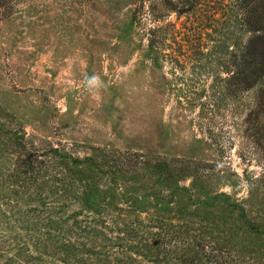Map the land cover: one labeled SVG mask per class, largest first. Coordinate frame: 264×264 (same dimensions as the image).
Wrapping results in <instances>:
<instances>
[{
  "label": "rangeland",
  "instance_id": "obj_1",
  "mask_svg": "<svg viewBox=\"0 0 264 264\" xmlns=\"http://www.w3.org/2000/svg\"><path fill=\"white\" fill-rule=\"evenodd\" d=\"M152 1L162 7L160 21L143 14L144 23H136L138 0H9V13L0 16V175L27 162L33 172L74 170L73 176L88 184L76 182L77 200L59 192L44 202L17 203L41 211L16 214L32 224L10 225L6 233L17 235L18 245L8 242L0 264H8L7 258L20 264L18 258L26 255L40 257L38 264H264V206L245 205L247 219L261 229L253 233L238 219L240 210L227 204L247 197V173L264 171V160L240 159L242 137L234 131L254 91L243 94L246 106L238 114L224 111L226 117L218 120V65L225 57L221 47L233 43L235 0H178L173 10L161 0H144V13ZM191 4L198 10L190 14L184 7ZM167 22L177 38L203 25L202 45L190 50L184 67L177 62L179 51L175 60L155 66L147 49L146 28ZM221 123L227 128L223 153ZM50 147L62 160L47 152ZM96 148L192 162L210 179L194 184L185 174L172 185L188 190L170 199L164 187L163 202L152 189L124 187L125 178H117V187L108 184L111 175L98 170L105 166L71 163L70 157L95 156ZM129 194L138 201L130 204ZM5 195L14 198L0 193L3 207L9 201ZM169 229L173 233L163 240ZM67 230L68 235L60 233ZM47 232L81 243L77 260L49 247L36 252L33 241ZM173 242L182 247L171 253L177 258L156 262L153 253L172 252ZM19 245L29 250L17 254Z\"/></svg>",
  "mask_w": 264,
  "mask_h": 264
},
{
  "label": "trees",
  "instance_id": "obj_2",
  "mask_svg": "<svg viewBox=\"0 0 264 264\" xmlns=\"http://www.w3.org/2000/svg\"><path fill=\"white\" fill-rule=\"evenodd\" d=\"M177 1L178 0H161V3L165 8L171 6L169 8L173 10L175 2ZM138 2H140V7H135V12L132 14L136 23H144L142 19L143 14H150V16H152V21H160L161 15H157V13L158 11L161 13L162 7L156 5L155 1H152L151 4L147 5V11L144 13V0H138ZM184 2L190 4L188 0ZM193 5L194 4H191L189 7H184V11H188L191 14L196 8ZM234 6L235 13H233L234 20L232 25L234 32L231 37L233 38L232 46L229 47L224 43L220 45L222 46L224 44L221 47L222 53L225 57L229 55L230 58L225 59V57L219 56L222 62L218 65V120L226 117L225 112L230 111L238 114L241 108L246 106V104L243 103V94L253 90L254 96L251 101V107H249L245 116L241 118L240 123L235 126L234 131L237 136L242 137L238 151L240 159L248 162L254 159L260 161L264 160V0H235ZM1 9L3 10L1 11ZM9 9H11L9 0H0V16L7 15ZM196 10H198V8H196L195 11ZM192 16L193 15H190V17ZM187 17L189 18V16ZM212 18L214 19V17ZM213 19H210V21ZM223 20L226 22L229 21V18L226 16ZM201 25H198L197 29H194L190 34L180 32V37L178 38V31L170 22L164 23L163 25L157 23L156 25L148 26L146 28L148 37L147 49L151 54L155 66L159 64L160 60H175L176 51H179L181 58H179L177 62L184 67L188 62L187 60H189L190 50H198L202 45L201 40L204 30L203 25ZM226 30L228 33V26ZM223 38L227 39L224 35ZM223 107L227 108L220 113ZM218 126V150L223 153L225 148L224 134L227 128L223 123L218 124ZM95 150L97 153L95 156H85L82 160L70 157V161L74 165L89 164L95 169L98 165L105 166L104 170H98L100 173L111 175L110 183L108 184H116L115 187H117L119 185L117 178H125L124 180L126 183L124 187L132 189L137 188L138 185L140 187L152 189L155 198H157V200L162 199L163 202H166L164 199L165 195L162 193L164 187H166L167 190L170 189L168 194L170 195V199L175 197V193H182L188 190L184 186L178 185L173 187L172 185L174 180L178 181V178L183 177L185 174L192 175V183L194 184L199 181L210 179L205 178V173H198L197 165L192 162L176 158L167 160L163 157L137 151H124L111 154L100 151V148H96ZM47 152L55 153L60 160L63 158L59 150L55 147H50ZM30 166H33V164H30ZM30 166L25 162L22 167H18L15 170H7L6 173L0 175V193H7L14 196V198H10L9 195H5L4 197L9 201L4 207L0 204V256L6 252V248L10 246L8 242L12 241V246L18 245L14 240V238L17 239V235L10 237L9 233H6L12 230V226L10 225L19 223V215L16 214L20 213L27 216L34 210L38 212L41 211V209L33 207L21 209L16 205L17 203L20 204L21 200L25 202L28 200L44 202V199L48 196H52L59 192L66 193V196H73V198L77 200L78 196L75 193L77 187L76 182H79V184H88L87 180L78 176H73L76 174L74 170L70 172L67 171L66 173H49L47 171L33 172L30 170ZM76 172L79 171L77 170ZM245 179L249 187L247 197L237 199L233 202L230 200L227 204L230 207L240 210L238 219L242 220L250 231L259 233L261 229L258 223L251 222L250 219H247L244 211L245 205H248V207H255L257 204L264 206V171L253 175L247 173ZM218 194L224 195L226 197L225 199L229 200L228 194L222 192ZM131 196L132 195L129 194L127 197L128 199L133 198V200H129L130 204L136 203L139 198L137 196ZM121 197H123V194ZM212 199L215 200V196H213ZM81 201H85V199H81ZM168 202L171 203V201ZM90 203H94V201L91 200ZM203 203L206 204V201H203ZM7 207H10V209L7 210ZM8 213L10 214L8 215ZM11 216L16 219H11ZM30 220L20 221V223L26 222L25 224L27 227L32 224ZM27 223H29V225ZM56 226H58L57 223ZM164 227H166V224L161 221L159 228L162 229ZM183 231L185 236L188 231ZM68 232L67 230L61 231L60 233L68 235ZM171 233H173L172 230L166 231L162 233L161 238L165 240ZM44 234L47 236L44 235L43 237H39L32 243L36 252H44L47 247H49L53 251L55 250L54 252L56 253H62L67 258H74L77 260L76 256L79 251L78 245L81 243L79 244L78 242V244H74L66 237H60L57 234L52 236L49 235L48 232ZM207 236L210 239L211 235ZM207 242L212 243L213 241L208 240ZM172 244H174L172 252L165 249L166 251L162 250L161 253L159 251L153 253L156 262H159L163 257L169 255H171L172 258H177L173 254L182 247L181 245L175 244V242ZM183 244H186V242H183ZM142 246L145 249L146 245ZM155 248L157 249V246ZM237 248H242L239 243H237ZM27 250H29L28 247L26 248L19 245L17 254H20V251L25 252ZM17 256H15V258ZM27 256L30 257L31 260L30 258L28 259ZM160 257L161 259H158ZM39 259L41 258L35 255H26L23 259L21 257L18 258V260H21L20 264H38ZM33 260H37V263ZM13 262L12 259L7 258L6 263L13 264Z\"/></svg>",
  "mask_w": 264,
  "mask_h": 264
}]
</instances>
